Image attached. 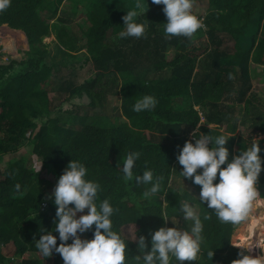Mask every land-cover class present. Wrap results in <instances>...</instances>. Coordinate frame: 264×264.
Instances as JSON below:
<instances>
[{"label": "trees", "instance_id": "obj_1", "mask_svg": "<svg viewBox=\"0 0 264 264\" xmlns=\"http://www.w3.org/2000/svg\"><path fill=\"white\" fill-rule=\"evenodd\" d=\"M198 2H205L208 12L201 19L203 27L191 38L165 36L163 5L152 0H11L0 12V25L21 30L28 45L19 59L0 63V264H47L35 243L54 228L57 206L49 197L71 159L85 164L87 178L100 185L99 199L108 198L117 210L113 229L127 241L126 264H137L139 236H145L148 251L151 233L173 226L171 219L180 217L181 202L197 207L201 217H211L203 221L198 260L182 264H232L239 258L244 250L229 242L236 225L219 222L199 197L177 193L168 183L173 167L182 168L176 157L194 131L229 137L225 145L229 159L246 147L234 133L247 116L252 114L255 132L264 134V110L253 104L256 95L250 91L249 66V62L264 65V0H193V5ZM137 3L142 6L136 9L142 13L139 19L148 25L145 34L121 39L123 16ZM83 4L86 9L81 12ZM70 14H82L80 22H66L64 17ZM56 16L62 23L55 34L56 53L61 57L55 62L48 60L49 45L43 39L50 35L48 19ZM223 32L233 40L230 52L220 48L223 40L218 33ZM13 43L9 38L6 44L13 50ZM168 46L173 48L171 59L165 54ZM86 63H91L93 77L79 84L66 81L60 90L68 94L60 104L50 106L52 85L61 67L73 74ZM146 67L156 73L153 78L142 73ZM109 92L116 96V104L121 99L115 107L120 113L110 118L99 115L98 123L96 119L88 122V113H81L78 106L103 109ZM145 94L156 97V107L150 112L133 111L136 99ZM176 98L183 99L185 107L174 108L171 102ZM236 106L241 107L239 121L229 117ZM23 147L31 156L29 166L26 155L2 161ZM130 151L141 154L138 174L150 168L159 178L161 190L150 199L142 195L150 185L123 178L122 164ZM185 180L200 193V186ZM257 184L264 186V163ZM260 194L264 199V191ZM161 214L169 219L165 221ZM190 223L181 220V227L187 229ZM247 227L246 234L235 236V243H246L248 252L255 255L252 248L260 241L252 239L255 225ZM81 236L91 239L93 231ZM8 245L10 253L2 250ZM209 251H213L212 259ZM51 258L52 264H63L59 254Z\"/></svg>", "mask_w": 264, "mask_h": 264}, {"label": "clouds", "instance_id": "obj_2", "mask_svg": "<svg viewBox=\"0 0 264 264\" xmlns=\"http://www.w3.org/2000/svg\"><path fill=\"white\" fill-rule=\"evenodd\" d=\"M10 3L11 0H0V12L6 10ZM152 3L163 5L165 36L191 38L203 27L202 20L192 12L193 0H152ZM141 7L137 3L136 8L126 11L124 28L119 32L121 39L144 36L148 25L145 20L139 19L142 13L136 10ZM157 103L154 95L145 94L136 99L132 110L150 112ZM191 135L192 139L185 141L176 157L182 166V178L200 186L199 201L203 205L206 203V208L215 214L219 222L239 225L248 220L261 195L257 182L264 161L259 155L258 140L229 159V150L225 146L229 137L202 132L197 135L196 131ZM140 155L138 151L128 152L121 171L128 183L134 181L136 185H150L142 194L144 199H150L160 192L161 185L152 169L145 168L142 174L135 171ZM87 177L88 169L82 161L71 159L68 162L49 197L57 206L54 228L44 232L36 240L35 247L43 258L59 254L63 264H126L127 241L113 229L112 217L117 210L108 198L99 199V183ZM16 188L19 189L20 185L17 184ZM179 210L183 212L185 221L191 222L190 227L182 228L171 219L173 226H161L151 233L148 251L145 250L148 247L145 236H139L137 247L140 254L135 257L137 264H173V261L182 264L198 260L204 241L203 221L211 217L207 214L201 217L197 209L186 202L179 204ZM160 216L165 221L169 219L165 214ZM90 230L93 237L82 238L81 234ZM53 232L58 233V237ZM237 246L248 249L246 243ZM208 256L212 259L213 251H209ZM238 256L232 264H264L262 256H252L244 251Z\"/></svg>", "mask_w": 264, "mask_h": 264}, {"label": "rangeland", "instance_id": "obj_3", "mask_svg": "<svg viewBox=\"0 0 264 264\" xmlns=\"http://www.w3.org/2000/svg\"><path fill=\"white\" fill-rule=\"evenodd\" d=\"M80 9H81V12H84L86 9V4H83L82 6H80ZM193 12L196 15L201 16L200 19H202V17H204L205 13L208 12L207 5L205 4V2H198V3L193 5ZM48 16H50V15L46 14V17H48ZM79 16H82V14H80ZM79 16H73L70 14L69 16L66 15L64 17V19L66 22H70V21H74V20H76L77 22H80ZM61 23H62V19H57V16L54 18L52 17L51 19H48L50 35L48 37L44 38L43 41L49 45L46 49L48 52V60H50V61H55V62L59 61L60 57H61L58 53H56V42H55L56 30L59 28V26H61ZM7 29H8V31H7ZM15 30L16 29L12 30V28H9L7 25L4 26V24L0 25V63H7L8 60H10L11 58L19 59L22 56L20 51L28 49L26 39L22 40L20 38V33H18L19 31L16 32ZM218 36L223 40V44L220 46V48L226 50V52H230L232 50L230 45L233 43L231 36L226 32L218 33ZM206 37L207 36H205L203 38L206 39ZM9 38H13V40H14L13 50L9 46H7V44H6ZM110 38L113 40V38H115V35L111 36ZM8 47H9V49H8ZM165 54H166L167 59H171L173 57V48L171 46L166 47ZM80 61H82V60H80ZM249 66L251 69L250 74H251V81H252L250 91L252 94L256 95L255 98H252L253 104L256 107H258V109L260 111H263L264 110V68L256 67V66H262V65L255 64L253 62H249ZM253 70H255V71H253ZM70 71H71V69H66L64 67H61V69L59 70L58 77L56 78V80L54 81V83L52 85V90H53L54 94L51 96L52 100L50 102V106L54 107V106L60 104L63 97L68 94V92L60 90V87L63 86L66 81H70V82L79 84V83L83 82L85 79H87L89 77H93V73H94L91 70V63L84 64V66L81 69H75V71L73 70V74H69ZM142 73L145 74L144 76L148 75L149 76L148 78H153L154 74H156L153 71H149L148 67L143 69ZM111 93L112 92H109L108 95H106V98H107L106 105L103 109L95 107V106H90L87 104H82V105L78 106L81 113L82 112L88 113L87 115L91 118L90 120H88V122H93L96 119L95 123H98L102 119L99 117V115L104 116V118H110L111 116L115 115L116 112L120 113V110L115 109V107L118 106V104L121 100L120 96L118 94L120 100L118 101V104H116L115 102H116L117 98H116V96H113ZM171 104H173L174 108H179L181 106L185 107L186 102L183 101V99L176 98V99L172 100ZM64 105L68 106L66 103ZM197 108H199V107L197 106ZM238 109L241 110V107L238 108L236 106L237 111L230 114L229 117L232 120L234 118L235 119L237 118L238 121L241 119V114H240L241 111L239 112ZM251 115H249L245 118L246 120L244 123L238 124V129L234 134L236 136H239L242 139V141H244L246 147H250L253 141L258 140V144H259V147L261 149L259 155H260V157H262L264 154V134H262L260 132H255L256 125H255V123H253L252 119L250 118ZM200 121L203 122V119H200ZM37 123H39V122H37ZM209 127H213V125H209ZM19 155L20 156L26 155L27 166H29L32 163L31 156L27 152V147L20 148L16 152L5 155L3 157L2 161L5 162V161L12 159L14 157L17 158V157H19ZM1 169H2V167H0V170ZM181 170H182V168L178 167L177 165H175L173 167L172 173H171L170 178H169L168 185L170 186V188L175 190L177 193L186 191L190 195H192L194 198L197 199L199 197V192L196 189H194L185 180V178H182V176L180 174ZM44 175H46V174L44 173L42 175V173H41L42 177ZM257 188H258L259 192L264 191V186L257 184ZM47 192H46V194L51 193L50 190H48ZM170 207H171V210H174V207L172 205ZM195 208L197 209V207H195ZM85 211H87V209H85ZM179 218L183 222H185L182 211H180V217ZM179 218H177L176 219L177 221H175V222H178L179 226L181 227L182 224H181V220ZM249 224L255 225V232L252 236V239H254L255 241H258V240L260 241V245L258 246V248H256L255 255L252 254V256H256V254L258 253L260 256L264 257V199L259 197L258 201L256 202L255 206L253 207V209L250 213L248 220L242 222L239 225H236L234 227V229L232 230V233L230 235V239H229L230 245L231 246L234 245L236 248H238L240 250H244L246 254H250V253L248 252L247 249L240 248L239 246L236 245L235 236L238 234H246L247 233L246 229H248L247 226ZM82 238H87V237L83 236ZM4 248L2 249L3 251H5V252L7 251V253H10V245H8ZM29 255L30 254L25 255L24 258L29 256ZM34 255L37 256L35 253H34ZM46 261H47V264H52L51 256L47 257Z\"/></svg>", "mask_w": 264, "mask_h": 264}, {"label": "bare ground", "instance_id": "obj_4", "mask_svg": "<svg viewBox=\"0 0 264 264\" xmlns=\"http://www.w3.org/2000/svg\"><path fill=\"white\" fill-rule=\"evenodd\" d=\"M13 30V29H12ZM16 32H18V33H20V38L22 39V40H25V36H24V33L22 32V31H20V30H15ZM232 244V243H231ZM260 245V244H259ZM259 245H257L256 247H254V248H252V250H256V248H258V246Z\"/></svg>", "mask_w": 264, "mask_h": 264}, {"label": "crops", "instance_id": "obj_5", "mask_svg": "<svg viewBox=\"0 0 264 264\" xmlns=\"http://www.w3.org/2000/svg\"><path fill=\"white\" fill-rule=\"evenodd\" d=\"M6 25V24H5ZM21 31V30H20ZM258 65H262V66H258V67H261V68H264V65L263 64H258ZM194 188V187H193ZM195 189V188H194ZM263 199V198H262ZM185 223L187 224L188 222L185 221ZM231 246V245H230ZM232 247H235L234 245ZM253 251H256V250H253ZM257 256H260L258 253L256 254Z\"/></svg>", "mask_w": 264, "mask_h": 264}]
</instances>
